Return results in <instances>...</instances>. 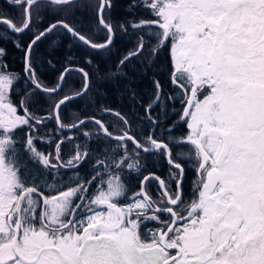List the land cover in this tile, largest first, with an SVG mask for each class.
Returning a JSON list of instances; mask_svg holds the SVG:
<instances>
[{
    "label": "snow or ice",
    "instance_id": "snow-or-ice-1",
    "mask_svg": "<svg viewBox=\"0 0 264 264\" xmlns=\"http://www.w3.org/2000/svg\"><path fill=\"white\" fill-rule=\"evenodd\" d=\"M5 2L18 16L0 14V43L21 64L0 46V264H264V0H129L118 26L112 0H95L84 7L102 43L66 19L36 22L77 0ZM61 30L97 52L131 33L117 68L166 53L153 74L166 79L132 90L127 114L89 96L82 67L49 87L45 45ZM73 71L80 89L60 95Z\"/></svg>",
    "mask_w": 264,
    "mask_h": 264
},
{
    "label": "trees",
    "instance_id": "trees-1",
    "mask_svg": "<svg viewBox=\"0 0 264 264\" xmlns=\"http://www.w3.org/2000/svg\"><path fill=\"white\" fill-rule=\"evenodd\" d=\"M94 2L95 0H77L74 9H67L61 12L58 17L51 10H41L36 22L40 27H45L54 23L56 18L66 19L68 23L89 36L93 42L102 43L107 37V32L98 26L92 9L84 7ZM128 3L129 0H112L113 8L106 17L108 22L114 26H118L123 22L127 15ZM0 14L8 15L9 18L15 20L18 11L10 8L5 0H0ZM3 31V28L0 27V35ZM57 35L58 40L54 48L45 45L48 52L51 53L46 59H50L52 64L45 63L41 68L43 73L41 79L49 87L55 86L65 66L70 64L73 67H82L91 75L92 83L89 96L98 100L101 105L115 110H122L127 114L130 111H136L138 108V105L132 99V90H135L138 94L137 100H139L140 95L151 94L153 79H166L165 76L153 75L165 71L166 53H161L158 63L150 68L136 59L130 61L127 66L117 68L119 60L135 48V37L131 33L124 34L118 30L110 50L99 52L86 48L82 44L77 47L75 42L67 39L62 30ZM69 44H73L71 49H69ZM0 46H6L10 50L8 63L12 70L19 72L21 64L19 53L12 50L11 43L7 45L0 43ZM87 59H91L92 63H85ZM82 83V76L73 71L67 77V86L60 95H64L72 89L79 90ZM76 107L85 108V101H81L78 106L69 107L67 111L71 113L76 110Z\"/></svg>",
    "mask_w": 264,
    "mask_h": 264
},
{
    "label": "flooded vegetation",
    "instance_id": "flooded-vegetation-1",
    "mask_svg": "<svg viewBox=\"0 0 264 264\" xmlns=\"http://www.w3.org/2000/svg\"><path fill=\"white\" fill-rule=\"evenodd\" d=\"M167 61H168V57L166 58L165 64H167ZM182 131H186V128L182 129ZM195 180H196L195 172L193 170H191V168H189V171L187 174V179L185 182V185H186L185 191H186V194L188 195V198H190L192 185H193Z\"/></svg>",
    "mask_w": 264,
    "mask_h": 264
}]
</instances>
